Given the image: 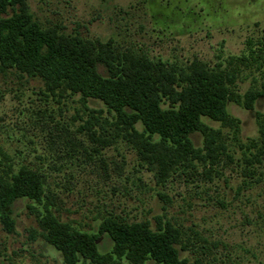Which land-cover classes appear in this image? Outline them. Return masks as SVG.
<instances>
[{"label": "rangeland", "instance_id": "rangeland-1", "mask_svg": "<svg viewBox=\"0 0 264 264\" xmlns=\"http://www.w3.org/2000/svg\"><path fill=\"white\" fill-rule=\"evenodd\" d=\"M27 4L44 26H60L68 34L102 42L113 39L155 59L222 65L237 74L234 92L263 96L253 110L243 103L228 104L229 116L240 122L241 144L223 129L233 161L222 162L216 168L219 175L205 178L203 167L199 174L179 168L160 182L156 171L141 166L126 144L96 152L101 146L92 133L100 132L104 118L112 119L102 102L53 94L39 80L0 70V147L14 168L28 166L44 175L46 189L42 202L15 203L13 232L0 221V264H65L40 235L39 216L46 214L45 209L98 236L100 254L110 253L114 246L100 231L105 219L148 221L156 229L158 219L165 217L210 242V252L197 261L194 253L182 254L190 264H264V159L251 173L245 159L255 150L249 153L240 147L249 140L261 141L257 115L264 116V53L256 63L235 65L248 56L249 40L264 47V0H27ZM202 123L220 128L208 118ZM192 139L197 147L203 146L202 135Z\"/></svg>", "mask_w": 264, "mask_h": 264}, {"label": "trees", "instance_id": "trees-1", "mask_svg": "<svg viewBox=\"0 0 264 264\" xmlns=\"http://www.w3.org/2000/svg\"><path fill=\"white\" fill-rule=\"evenodd\" d=\"M248 46V56L237 59L236 67L256 63L264 53V47L257 48L252 40ZM0 70L39 80L53 94L78 95L84 103L102 102L112 119L104 118L100 132L92 133L101 146L96 152L126 144L136 152L141 166L156 171L160 182L179 168L199 174L198 168L203 167L205 178L219 175L216 168L233 161L223 129L228 128L232 140L241 144L240 122L229 116L228 104L243 103L253 110L263 96L234 92L237 74L222 65L212 68L197 59L188 64L155 59L134 47L123 48L113 39L102 42L68 34L60 26H44L31 13L27 0H0ZM202 118L219 123L220 128L206 126ZM257 120L260 144L256 140L239 144L248 152L255 150L245 159L251 173L256 171L254 164L264 159V116L258 114ZM194 134L204 138L202 147L194 144ZM0 156V221L13 232L15 203L20 199L42 202L45 177L28 166L14 168L1 147ZM45 213L39 216L40 235L65 264H190L183 253L198 255L197 261L210 252V242L197 231L165 217L158 219L156 229L148 221L107 218L100 231L109 235L114 246L110 253L100 254L98 236L63 222L50 210Z\"/></svg>", "mask_w": 264, "mask_h": 264}]
</instances>
